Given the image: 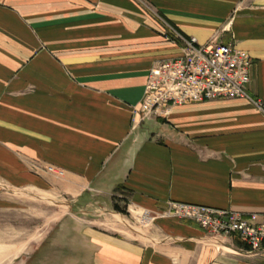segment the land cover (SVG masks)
<instances>
[{
	"label": "crops",
	"instance_id": "1",
	"mask_svg": "<svg viewBox=\"0 0 264 264\" xmlns=\"http://www.w3.org/2000/svg\"><path fill=\"white\" fill-rule=\"evenodd\" d=\"M178 35L246 53L247 93L264 102V0H0V190L67 200L4 250L9 264H264L189 221L136 231L135 216L170 202L264 219V113L248 100L131 129L153 64L182 54Z\"/></svg>",
	"mask_w": 264,
	"mask_h": 264
},
{
	"label": "built area",
	"instance_id": "2",
	"mask_svg": "<svg viewBox=\"0 0 264 264\" xmlns=\"http://www.w3.org/2000/svg\"><path fill=\"white\" fill-rule=\"evenodd\" d=\"M178 39L182 54L151 67L143 97L132 108L131 129L147 120L165 119L173 107L189 103L244 99L264 113V102L252 100L247 93L250 59L246 53L231 45L197 46L194 38L178 35ZM159 217L189 221L213 236L237 239L241 256L264 261V219L258 221L255 214L170 202L164 213L141 211L136 219L144 225Z\"/></svg>",
	"mask_w": 264,
	"mask_h": 264
},
{
	"label": "rangeland",
	"instance_id": "3",
	"mask_svg": "<svg viewBox=\"0 0 264 264\" xmlns=\"http://www.w3.org/2000/svg\"><path fill=\"white\" fill-rule=\"evenodd\" d=\"M145 124L148 125L147 122ZM49 173L55 176L60 175L51 170ZM0 191V197H5L7 201L4 202L10 204L0 207V264H9V260L5 259L7 254L4 250H8L11 245L15 244H18L19 250L21 246H24L26 233L32 230L36 232L43 225H48V219H50V225H52L62 214L67 213L66 207H64L67 205V200L51 193L40 194L23 190L15 195L8 192L9 189ZM8 199L14 200L9 202ZM138 215L140 216V214ZM133 221L136 231L144 233L145 230L142 228V224L138 223V220ZM6 245H9V247Z\"/></svg>",
	"mask_w": 264,
	"mask_h": 264
},
{
	"label": "trees",
	"instance_id": "4",
	"mask_svg": "<svg viewBox=\"0 0 264 264\" xmlns=\"http://www.w3.org/2000/svg\"><path fill=\"white\" fill-rule=\"evenodd\" d=\"M234 242L236 243V245H237L239 248H242V246L240 245V243L238 242L237 239H234Z\"/></svg>",
	"mask_w": 264,
	"mask_h": 264
}]
</instances>
